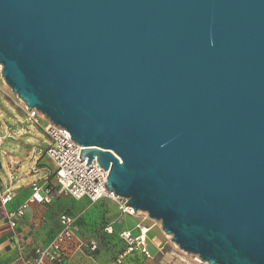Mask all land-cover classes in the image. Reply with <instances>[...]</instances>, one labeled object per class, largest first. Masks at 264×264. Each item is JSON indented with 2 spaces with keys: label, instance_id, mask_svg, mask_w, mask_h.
Returning <instances> with one entry per match:
<instances>
[{
  "label": "water",
  "instance_id": "water-1",
  "mask_svg": "<svg viewBox=\"0 0 264 264\" xmlns=\"http://www.w3.org/2000/svg\"><path fill=\"white\" fill-rule=\"evenodd\" d=\"M0 65L182 251L264 264V0H0Z\"/></svg>",
  "mask_w": 264,
  "mask_h": 264
},
{
  "label": "crops",
  "instance_id": "crops-1",
  "mask_svg": "<svg viewBox=\"0 0 264 264\" xmlns=\"http://www.w3.org/2000/svg\"><path fill=\"white\" fill-rule=\"evenodd\" d=\"M16 136H22V132L17 131ZM3 151L9 163L3 165L1 162V170L5 168V173L10 176L20 173L25 161L17 155H10L4 149ZM46 169L51 170L49 176L30 180L17 189L6 187L0 178V264H34L36 250L46 248L61 230L60 218L63 215L75 218L79 231L76 239L66 246V256L62 264H128L129 261L125 258L130 254L121 252L124 249L121 235L125 231L120 232L116 220L108 219L103 212L102 205L111 201L103 199L92 203L88 199L78 200L59 193L55 186L49 201L29 202L34 183L42 186L46 183L56 185L55 168L45 151L34 157V164L26 177ZM6 196L10 200L4 203ZM24 204L27 205L24 214L13 218L11 215H15ZM12 220L15 221L14 226L11 225ZM111 229L112 232H109ZM114 230L120 233H114ZM91 242L96 243L97 250H90Z\"/></svg>",
  "mask_w": 264,
  "mask_h": 264
},
{
  "label": "built area",
  "instance_id": "built-area-1",
  "mask_svg": "<svg viewBox=\"0 0 264 264\" xmlns=\"http://www.w3.org/2000/svg\"><path fill=\"white\" fill-rule=\"evenodd\" d=\"M0 71H2V67ZM18 102L21 104L19 107L22 112L25 113L29 121L39 126V117L46 118L45 115L36 108L29 110L27 105L20 98H18ZM43 132L49 139L46 156L54 165V179L56 185L46 183V185L42 186L34 183L32 188L33 194L29 202L42 203L49 201V197L56 186L61 194L71 196L78 200L88 199L92 203L106 199L118 204L124 213L130 215L134 214L130 211V207L126 206L127 200L125 198L115 196L113 192H105L108 171L100 166L97 158H94L92 161L93 165L91 163L88 166L86 165L88 158H80L81 149L84 148L73 140L70 132L66 128L56 125L49 120L48 125L43 128ZM2 143L3 138L0 137V154H4ZM42 192H44L45 195H43ZM9 200L10 197L6 196L3 202L7 203ZM26 207L27 205L24 204L15 215L13 214L11 216L13 218L15 216L21 217ZM60 224L61 230L52 242L46 248L36 250L37 257L34 264H48L49 262L62 264L64 262L66 246L76 239L79 228L76 224V219L68 215L61 216ZM11 225H15L14 220H12ZM109 232H112V229L109 230ZM121 237L126 244V254L139 251L147 259L153 258L147 244L146 233L143 232L141 235L135 237L130 233H123ZM90 250H97L95 242L90 243ZM189 255L193 264H209L203 261L198 255Z\"/></svg>",
  "mask_w": 264,
  "mask_h": 264
},
{
  "label": "rangeland",
  "instance_id": "rangeland-1",
  "mask_svg": "<svg viewBox=\"0 0 264 264\" xmlns=\"http://www.w3.org/2000/svg\"><path fill=\"white\" fill-rule=\"evenodd\" d=\"M20 105L17 95L13 94L5 84L2 71H0V127L3 128H0V137L3 138L2 148L10 155H17L25 161L22 171L13 176L5 173V168L0 170L2 182L10 189H17L18 186H24L30 180H40L51 174V170L46 169L36 175L26 177L27 172L34 164V157L43 154L49 146V139L43 132V128L48 125L49 120L39 117V126L36 125L27 119L19 107ZM17 131H21L22 136L17 137ZM0 159L3 165L9 163L4 154H0ZM102 208L108 219L116 220L120 232L125 231L127 233L128 231L135 237L141 235L146 229L149 230L146 233L147 244L153 258L147 259L137 251L125 258L129 261L128 264H193L190 255L182 251L173 242L171 235H166L160 221L151 219L144 212H135L132 215L124 213L119 205L114 202L103 204ZM120 232L114 230V233L119 234ZM123 243L125 247V242L123 241Z\"/></svg>",
  "mask_w": 264,
  "mask_h": 264
},
{
  "label": "bare ground",
  "instance_id": "bare-ground-1",
  "mask_svg": "<svg viewBox=\"0 0 264 264\" xmlns=\"http://www.w3.org/2000/svg\"><path fill=\"white\" fill-rule=\"evenodd\" d=\"M0 69H1V65H0ZM130 211L133 212V213H135L134 210L131 209V208H130ZM139 212H140V211H139ZM148 231H149V230L146 229L144 232L147 233ZM166 235H167V234H166ZM168 237H170V236H168ZM185 253H186V252H185Z\"/></svg>",
  "mask_w": 264,
  "mask_h": 264
},
{
  "label": "trees",
  "instance_id": "trees-1",
  "mask_svg": "<svg viewBox=\"0 0 264 264\" xmlns=\"http://www.w3.org/2000/svg\"><path fill=\"white\" fill-rule=\"evenodd\" d=\"M123 248H124V249H122L121 252H125V251H126V246H125V247L123 246ZM119 252H120V251H119Z\"/></svg>",
  "mask_w": 264,
  "mask_h": 264
}]
</instances>
